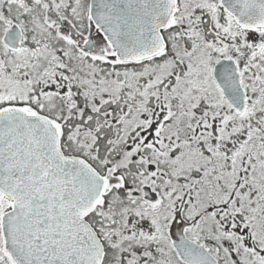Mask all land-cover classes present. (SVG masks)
I'll return each instance as SVG.
<instances>
[{"label": "snow or ice", "instance_id": "obj_1", "mask_svg": "<svg viewBox=\"0 0 264 264\" xmlns=\"http://www.w3.org/2000/svg\"><path fill=\"white\" fill-rule=\"evenodd\" d=\"M0 264H264V0H0Z\"/></svg>", "mask_w": 264, "mask_h": 264}]
</instances>
